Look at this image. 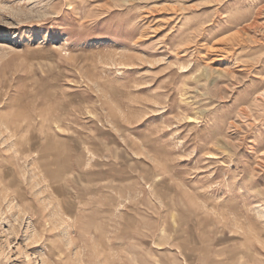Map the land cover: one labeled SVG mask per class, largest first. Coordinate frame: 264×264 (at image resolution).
Masks as SVG:
<instances>
[{
  "label": "rangeland",
  "instance_id": "1",
  "mask_svg": "<svg viewBox=\"0 0 264 264\" xmlns=\"http://www.w3.org/2000/svg\"><path fill=\"white\" fill-rule=\"evenodd\" d=\"M0 264H264V0H0Z\"/></svg>",
  "mask_w": 264,
  "mask_h": 264
}]
</instances>
